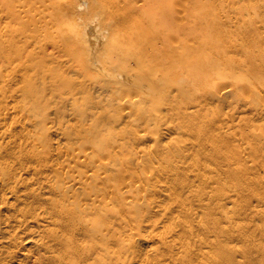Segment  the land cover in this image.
<instances>
[{"label": "bare ground", "instance_id": "bare-ground-1", "mask_svg": "<svg viewBox=\"0 0 264 264\" xmlns=\"http://www.w3.org/2000/svg\"><path fill=\"white\" fill-rule=\"evenodd\" d=\"M117 1L107 0L106 5L112 8ZM252 1L124 0L116 26L126 31L110 46V59L128 70L148 67L144 70L150 78L160 69L174 76L183 70L191 94L200 97L197 105L188 101L192 105L185 106L187 100L180 104L181 93L176 94L177 103L167 101L165 108L168 95L164 97L167 92L161 90L165 109L157 106L155 111L156 103L151 112L153 102L145 99L151 104L148 108L143 98L132 96V100L128 94L132 90L125 93L129 100L110 91V97L97 101L95 110L91 105L80 107L76 97L58 92L60 85L72 88L73 84L52 73L54 64L62 66L58 54L69 41H62L61 35L38 20L42 8L36 0H0V264H171L169 259L173 264H249L237 260L247 257L249 244L242 247L236 242L256 230L239 221L240 192L232 178L249 177H245L249 171L241 172L240 161L245 159L240 158L245 155L251 161L245 166L253 175L249 180L264 188V17L258 18L264 5ZM248 12L260 14L246 18ZM210 100L235 107L233 112L227 109L231 114L223 111L232 124L217 113L212 117L215 112L207 113L211 106L205 102ZM191 106L195 110L190 113ZM204 108L207 117L211 114L209 121L206 116L201 119ZM246 111L253 130L243 129L248 135L242 130L233 134L239 127L235 120H244L239 113ZM141 122L155 129L150 127L146 134L143 125L141 130L135 128L144 134L124 129ZM189 128L200 132L187 134L193 140L186 138ZM170 133L176 134L175 140L162 144ZM246 138L247 148L239 141ZM145 140L153 142L150 151L141 146ZM196 147L199 150L194 152ZM163 155L172 159L159 158ZM260 190L254 199L257 207L264 205V189ZM249 192L252 197L245 196L253 198L255 193ZM205 200L208 206L207 200L217 201L216 206L208 211L206 205L195 221L197 217L190 216L192 203ZM253 211L254 216L264 215L262 208ZM158 214L163 220L170 218L164 234L152 233L162 220H155ZM179 230L183 234L177 238ZM146 245L144 254L141 247Z\"/></svg>", "mask_w": 264, "mask_h": 264}, {"label": "rangeland", "instance_id": "rangeland-1", "mask_svg": "<svg viewBox=\"0 0 264 264\" xmlns=\"http://www.w3.org/2000/svg\"><path fill=\"white\" fill-rule=\"evenodd\" d=\"M106 1L107 0H51V1H48V0H45V2L43 3V2H41V1H38V0H36V3L38 4V6L40 7V8H42V12H41V15H40V17H39V21L42 23V24H45V25H48L50 28H52V32H53V34L55 33L56 34V36H58V35H61V40L62 41H69V43H70V47H69V43H68V46H66L67 48L66 49H62V50H60V52H59V54H58V56L60 57V60H62L61 61V63H62V66H55L56 64H54L53 66H54V70L52 71V73H53V75L54 76H56V78H60V79H69L70 81H72L73 82V84H72V88H69L67 85H65V86H63V85H60V87L62 86V88H60L59 87V91L58 92H63V93H67V95H69V96H73V97H76L77 98V103H78V105L80 106V107H83V108H89L90 107V105H91V107H90V109L92 108V106H94V108H93V110H95V106H96V103H98V102H100V101H104V100H106V96L107 95H109L110 93V91H114V92H118V94H117V96H116V94H114L115 95V97H118V96H121V97H123V99H126V100H129L130 98H128V96L129 95H131V99H132V96L134 97L135 96V100H140L141 98H143V102H145L147 105H148V108H150L149 106L151 105L150 103V105L148 104V101H145V99L146 100H149V102L151 101V102H153L152 104V106H151V109H150V111L152 110V108H153V112H155V111H157V109H158V107L157 106H159V108L161 109V107H162V101H160V100H164L165 101V98H166V102L167 101H172L171 103H177L176 102V99L175 98H177V95L178 94H180V95H178L179 97L180 96H182L180 99H179V97H178V99H179V101L178 102H180V104H182L183 102L182 101H184V99H185V103H186V105L185 106H190V105H192L193 104V102H196V104H193V106L194 105H197V102L200 100V97L199 96H197V97H195V95L194 94H191V89L189 88V84H190V82H189V79L187 78V76L186 75H184L183 74V70L182 71H180L179 73H178V76H174V75H171L170 74V72L169 71H167L166 70V72H163L165 69H160L159 71H157V74H155V77L154 76H152L151 78L148 76V74L149 73H147L148 72V70H144V69H147V68H144L143 70L141 69V71H139V69H136L137 67L136 66H134V68L133 69H131L130 70V68H129V70H128V68H125L126 67V65H124V66H121V65H123L121 62H119L118 63V61H116L115 59H110L111 58V56H113L111 53H113L111 50L112 49H110V46L112 47L115 43H116V41H119V40H121L122 39V36H123V34H124V32L126 31L125 29H123V28H120V27H117L116 26V21H117V17H118V15L123 11V3H124V0H118L117 1V3H116V5L114 6V7H112V8H108L107 7V5H106ZM250 1H252V0H250ZM255 1V0H254ZM254 1H252V2H254ZM263 0H258L257 2L259 3H262V5H264V2H262ZM261 5V4H260ZM263 7V9H264V6H262ZM219 10V9H218ZM221 10V9H220ZM260 11H262V10H260ZM259 11V12H260ZM221 12V11H220ZM61 13H63V15H62V17H61V19H58V17H57V15H60ZM258 13V12H257ZM256 13V14H257ZM261 13V12H260ZM259 13V14H260ZM248 14H249V12L247 13V14H245V16H246V18L248 17ZM253 13L252 12H250V16L252 15ZM255 13H254V15H256ZM259 14L258 15H256V16H259ZM261 14H263L262 16H261ZM260 14V17H258V18H261L262 17V19H263V17H264V10L262 11V13ZM254 15H252V16H254ZM249 18V17H248ZM251 18V17H250ZM254 18H256L255 16H254ZM96 21V22H95ZM91 22V23H90ZM93 22V23H92ZM90 24V25H89ZM93 24V25H92ZM98 24V25H97ZM59 32H61V34L59 33ZM28 36H30V35H28ZM31 37V36H30ZM57 40H58V38H57ZM99 41V42H98ZM72 42V43H71ZM79 42H81V43H79ZM76 44H77V46H76ZM74 45V46H73ZM72 46V47H71ZM50 49H51V47H50ZM76 49H78V51L76 52ZM110 49V50H109ZM81 52V54H80V52ZM73 54H74V56H73ZM76 54V55H75ZM80 54V55H79ZM110 60H112V63H113V65H112V63H111V61L109 62ZM64 61V62H63ZM109 63H108V62ZM149 62V63H148ZM150 60H148V61H146V63H145V65L146 66H148V65H150ZM115 63H118V64H116L115 65ZM52 65V64H51ZM79 66V67H78ZM86 66V67H85ZM79 68V71H80V73H79V71H77L78 69L77 68ZM83 67H85V69L86 70H83L84 68ZM121 67H122V70H121ZM128 67V66H127ZM77 70H76V69ZM119 68V69H118ZM124 68V69H123ZM71 69V70H70ZM135 69V70H134ZM118 70V71H117ZM137 70V71H136ZM69 71V72H68ZM76 71V72H75ZM88 71V72H87ZM120 71V72H119ZM145 71H147V72H145ZM67 72H68V74H67ZM83 72H85V73H83ZM116 72V73H115ZM118 72V73H117ZM142 72V73H141ZM163 72V73H162ZM61 73V74H60ZM82 73V74H81ZM109 73V74H108ZM144 73H146V76H145V74ZM85 74V75H84ZM166 74L168 75V77L166 76ZM138 75H140L139 76V79H138ZM61 76V77H60ZM143 76H145V77H143ZM183 76V77H182ZM82 77V78H81ZM154 77V78H153ZM73 78H74V80H73ZM145 78H148V79H145ZM164 78V79H163ZM166 78H168V79H166ZM144 79V80H143ZM153 79V80H152ZM166 79V80H165ZM49 80V79H48ZM47 80V81H48ZM92 80V81H91ZM141 80H142V82H141ZM146 80V82L144 83V81ZM148 80H150V81H152V82H148ZM169 81L168 83L169 84H167V82L166 81ZM76 81V82H75ZM82 83H81V82ZM84 81V82H83ZM154 81V82H153ZM174 82L173 84H174V86L172 87V82ZM178 81H180V83L178 82ZM188 81V82H187ZM100 82V83H99ZM117 82H119V83H117ZM137 82V83H136ZM148 82V83H147ZM79 83H81V84H79ZM94 83H96L97 85H98V87L100 86V88H99V90L98 89H96V88H98V87H96L95 86V84ZM99 83V84H98ZM140 83H141V85H140ZM142 83H144V84H142ZM163 84V86H164V84H166L165 86L166 87H163L162 86V84ZM171 83V84H170ZM88 84V85H87ZM115 84V85H114ZM135 84V85H134ZM150 84V87L148 86V85ZM153 86H152V85ZM154 84L155 85H158L157 87L155 86L154 87ZM175 84H177V85H175ZM80 85V86H79ZM108 85V86H107ZM117 85V86H116ZM122 85V86H121ZM140 85V86H139ZM168 85V86H167ZM170 85V86H169ZM180 85H181V87H180ZM50 85L48 84V87H49ZM141 86H143V88L141 87ZM186 86H188V87H186ZM134 87V88H133ZM146 87V88H145ZM153 87L155 88L154 90H152L153 89ZM161 87H163V89L161 88ZM174 88L175 87V89H172V88ZM43 87L42 86H38V89L40 90V91H42V92H44L45 91V87H44V89H42ZM88 88H91V89H89L88 90ZM118 88H120V89H118ZM121 88H123V89H121ZM128 88V89H127ZM130 88V89H129ZM151 88V89H150ZM166 88L168 89V90H166ZM169 88L171 89V91H173V93H172V95L175 93V96H173L172 97V95H171V91L169 90ZM187 89V91H185L186 89ZM93 89H95L96 91H94L93 92ZM104 89V90H103ZM158 89H159V91H160V93L158 92ZM165 89V90H164ZM178 89V90H177ZM185 89V90H184ZM65 90H66V92H65ZM82 90V91H81ZM91 90V91H90ZM130 90H132L131 91V93H128ZM135 90L136 91H138L139 93H135ZM149 90V91H148ZM163 92H167L165 95H164V97L166 96V95H168L169 96V98H168V96H166L165 98H163V96H162V91ZM175 90V91H174ZM179 90H181V91H179ZM184 90V91H183ZM48 91H49V89H48ZM90 91V92H89ZM126 91V92H125ZM134 91V92H133ZM168 91H170L169 93H170V95L168 94ZM182 91H183V93H182ZM189 91H190V94L193 96V99H191V97L192 96H189L190 94H189ZM94 93L93 95L91 94V93ZM158 92V93H157ZM188 93L187 94V96L185 95V93ZM99 93V94H98ZM107 93V94H106ZM125 93H128L129 95L128 96H126V94ZM156 93L158 94V95H156ZM139 94V95H138ZM159 94H161V95H159ZM164 94V93H163ZM177 94V95H176ZM66 95V94H65ZM138 95V96H137ZM154 95V96H153ZM185 95V96H184ZM161 96H162V98L163 99H161ZM92 97V98H91ZM102 97V98H101ZM107 97H110V96H107ZM114 97V98H115ZM130 97V96H129ZM141 97V98H140ZM152 97H153V99H152ZM175 97V98H174ZM189 97V98H188ZM83 98H84V100H83ZM104 98V99H103ZM138 98V99H137ZM168 98V99H167ZM172 98H174V99H172ZM188 98V99H187ZM198 100H197V99ZM151 99V100H150ZM171 99V100H170ZM195 99L197 100V101H195ZM87 104H85V103H83V101ZM100 100V101H99ZM133 100V99H132ZM154 100V101H153ZM182 100V101H181ZM79 101V102H78ZM94 101H96V102H94ZM98 101V102H97ZM140 101H142V99L140 100ZM164 101H163V104H164ZM190 101H192V102H190V103H192V104H190L189 102ZM89 102H93L92 104L91 103H89ZM118 102V101H117ZM117 102H116V104H117ZM155 102V103H154ZM161 103L160 105H158V103ZM165 102V104H164V107L166 108L167 107V105L168 104H170L169 102H167L166 103ZM76 103V104H77ZM82 103V104H81ZM157 103V105H156V109H155V111H154V107H155V104ZM204 103V102H203ZM207 105H206V107L208 106V104H209V106H211V107H209V108H207V113H211L212 115H213V112H215L214 113V115L212 116V117H216V113H217V115H219V117H223V116H226L225 115V112H228L229 114H231L230 113V111H232L233 112V110L235 109V107H233V105H231V106H229V105H227V103L226 104H220L219 102H217V100H210V101H208V103L207 102H205ZM215 103V104H214ZM84 104V105H83ZM188 104V105H187ZM229 104V103H228ZM106 105V107L107 108H109V104H105ZM184 105V104H183ZM213 105H216V106H214L213 107ZM55 106V105H54ZM164 107H162V108H164ZM216 107H218V109L216 108ZM220 107H222V108H220ZM227 107H229V108H227ZM232 107H233V109H232ZM164 108V109H165ZM193 108V109H192ZM211 108L214 110L215 109V111H212L211 110ZM223 108H225V109H223ZM231 108V109H230ZM67 109V108H66ZM159 109V110H160ZM191 109L194 111L195 110V107H190V109H188V111L191 113ZM210 109V110H209ZM223 109V110H222ZM230 110V111H228V110ZM92 110V111H93ZM116 110H120V109H117L116 108ZM162 110V109H161ZM203 110H206V108H204V109H202V111H201V119H203L202 117H205L206 116V112H204ZM209 110V111H208ZM225 110V112L223 113V111ZM227 110V111H226ZM236 110V109H235ZM152 112V111H151ZM188 112V113H189ZM203 112V113H202ZM246 113V114H245ZM211 114H209L208 116L210 117L211 116ZM237 114V113H236ZM240 114V115H239ZM238 115L239 116H244L245 117V119L244 120H242V121H240V118L241 117H239L237 120H235V122H234V124H235V127H238L237 128V130L238 131H236L237 133H235V132H233V134H238L241 130H242V133H244V134H246L249 130H253V127H252V125H251V123H250V121H249V119H247V115H248V111H246V112H243V114L242 113H239ZM204 115V116H203ZM91 117V115L89 114V116H88V118H90ZM207 117V116H206ZM205 117V119L206 120H208L209 121V117H207L206 118ZM74 117L72 116V119H73ZM205 119H203V120H205ZM221 120H223L224 122H226V124L228 123V124H232L231 122H230V119H228V118H226V117H223V118H220ZM225 119V120H224ZM211 120H212V118H211ZM210 120V121H211ZM227 120V121H226ZM177 121V122H176ZM174 122H175V125L176 124H179V120H174ZM230 122V123H229ZM238 122V123H237ZM145 122H141V124H135V125H132V124H127L126 126L127 127H129V126H131V128L129 127V128H124V129H132V131H134L135 133L137 132V131H139L138 133H143L144 134V132H145V134L146 133H150L149 131H151V130H149L148 131V129H151L150 127H152V126H150V124H148L149 126H146V123L144 124ZM242 123H244V125L242 124ZM174 124V123H173ZM240 124H242V125H240ZM140 125H143V127H142V131H144V132H140V128H141V126ZM145 125V126H144ZM257 125H259V127L257 126V128H259V130H261L260 129V127L262 126V124H261V122L259 123V121L257 122ZM261 125V126H260ZM234 126V125H233ZM251 126V127H250ZM124 127V126H123ZM123 127H121V128H123ZM135 127H139V129L138 128H135ZM144 127H147V128H145V130H144ZM149 127V128H148ZM154 127V126H153ZM152 127V128H153ZM165 127V126H164ZM244 127V128H243ZM134 128V129H133ZM249 128V129H248ZM120 129V128H119ZM135 129H137L136 131H135ZM153 129H155V128H153ZM245 131H247V132H244V130ZM190 130V131H189ZM192 130H194V129H188V131L187 132H189V133H186V136H184V134L182 135L183 136V138L184 137H186L187 138V140H193V132H195V134H200V132L198 131L197 132V130H194V131H192ZM259 130H258V132H259ZM163 131H164V129H163ZM191 131H192V133H191ZM155 132V131H154ZM75 133H77V132H75ZM75 133H73V140L74 141H77V138H76V134ZM248 133H250V131L248 132ZM248 133H247V135H248ZM173 133H170V135H167L164 139H162V144H164V143H166V142H169L170 141V139L171 138H174L175 136H176V134L175 135H172ZM187 134H190V135H192V136H190V135H187ZM148 136H149V134H147ZM54 139H55V136H52ZM190 137V138H189ZM75 138V139H74ZM177 138V137H176ZM182 137H181V139H183ZM186 138H184L183 140H185ZM174 140H175V138H174ZM234 140V139H233ZM235 141V144H236V142L238 143V146H242V144H243V146L245 147L246 146V148H247V144H248V138H246L245 140H241V139H239V141H244V142H242V144H241V142H239V141H236V139L234 140ZM247 141V142H246ZM148 143V144H147ZM153 142H149V141H143V143L141 144V146H142V148L144 147V149H146V150H148V151H150L151 150V148L150 147H152V144ZM240 143V144H239ZM152 144V145H151ZM175 144V143H174ZM190 144V143H189ZM148 145L150 146V147H148ZM173 144L171 143V145H170V147H173L172 146ZM242 146V147H243ZM198 147V146H197ZM195 148V151L194 152H197L198 150H199V148ZM150 149V150H149ZM198 149V150H197ZM212 149V148H211ZM210 149V150H211ZM239 149L240 150H243V149H245V148H241V147H239ZM158 150H161V148H158ZM157 150V151H158ZM171 150H172V148H171ZM194 150V149H193ZM197 150V151H196ZM212 152H213V149H212ZM245 156V155H244ZM243 156V158L241 159L240 158V160H243V159H245V160H243V161H240V162H242L241 164H244V167L241 169V172H243V173H247L246 171H249L250 172V170L248 169H246L245 168V166H247L248 164V162L249 163H251V161L248 159V158H246L247 156H245L244 157ZM159 158H164V159H167V160H170V159H172L171 158V156L170 155H163L162 157H159ZM246 159L247 160H249V161H247V162H244V161H246ZM204 161H205V159H203ZM246 163V164H245ZM207 164H209V165H212V162L210 163V161H209V163H207ZM243 170V171H242ZM249 172H248V174L247 175H245V177L246 176H249V177H247V180L249 181V183L250 184H246V182H247V180H245L246 178H244V176H242V175H244V174H242V175H237L236 177H238L239 179L237 180V178L236 179H234V178H232V181H233V183H234V187L235 188H237V191H239L240 192V194H237V197H239V201H238V203H237V205L238 204H240V205H238V206H236V208H238L239 210H240V213H241V215H240V217H239V221H241V223H246V224H249L250 223V225H251V228H254L255 230H256V233H255V235H254V232L252 231V233L250 232H248L249 233V236L247 235L246 237H245V239H242V241H241V238L240 239H237V242H236V245H239V246H246V245H248L249 244V246H250V250H249V253H248V255H247V257H237V260L239 261V259H243L244 260V263L248 260V263L249 264H259V262L261 263V264H264V254H262V252H261V249H263V243H264V218H263V216L261 217V216H254L250 211H251V209H252V212H254L253 211V209H256V208H258V209H261L262 208V213L264 214V211H263V209H264V205H262L261 207H257V203H256V201L254 200V199H256V197L255 196H257V194H256V191L258 190V187L259 186H255V185H252L253 183L249 180V178L251 177V176H253L252 175V173H251V176H250V174H249ZM263 171H261L260 173L261 174H263L262 173ZM223 175H225V173L223 174ZM261 176H263V175H261ZM243 177V178H242ZM237 180V181H234V180ZM242 179H244V181L242 180ZM251 179V178H250ZM240 180H242L241 182H240ZM223 181H227L226 179H224ZM228 181H231V179L229 178L228 179ZM227 181V183H230V182H228ZM231 181V182H232ZM246 181V182H245ZM237 182L239 183V184H237ZM242 182H244V183H242ZM196 184H198L199 183V181H196L195 182ZM233 183H232V185H233ZM231 184V183H230ZM235 184L237 185V186H235ZM247 186H246V185ZM242 186V188H241V186ZM245 186H246V189H244L243 190V187L245 188ZM250 186H251V188H250ZM253 186H255V187H253ZM260 187H262L261 185H260ZM260 187H259V190H260ZM209 188V187H208ZM206 188V190L208 191V190H211V188ZM238 188H240L239 190H238ZM257 188V189H256ZM250 190V192L252 191L253 193H255V194H253L252 192V194L254 195L253 196V198H250V199H252L253 200V204H252V200L250 201V199L248 198V197H252V196H250V194H248V192H249V190ZM254 189H256V191L254 192L253 190ZM264 188H261V190L260 191H262ZM205 190V191H206ZM240 190H242L243 191V193L245 194V195H248V197L247 196H245V195H243L242 194V192L240 191ZM258 190V191H259ZM258 191H257V193H258ZM246 192V193H245ZM249 192V193H250ZM251 194V195H252ZM238 195H240V196H242V197H240V196H238ZM258 195H260V194H258ZM243 197L245 198V200L243 199ZM255 197V198H254ZM242 200H241V199ZM247 199V200H246ZM257 199H258V197H257ZM256 199V200H257ZM254 201H255V203H254ZM214 202V201H213ZM212 202V203H213ZM217 202V201H216ZM216 202H214V204H211V202H209L208 200H207V203H209V206H208V204H206L205 205V203H206V200L205 201H202V203L201 204H199L198 202H194L193 201V203H192V206H193V208H194V214L192 213V215H190L191 216V218H193V217H197V218H195V221L200 217V215H201V213L203 212V211H205V210H207V208H208V211L210 210L209 209V207L211 208V210H212V208H214V206H216ZM251 202V203H250ZM196 203H198L199 205H196ZM203 204V205H202ZM251 204H252V207L253 208H251ZM255 204H256V206H255ZM202 205V206H201ZM212 207H211V206ZM233 205V204H232ZM254 205V206H253ZM198 206H199V208H198ZM207 208H206V207ZM227 206H231V205H227ZM201 207V208H200ZM250 207V208H249ZM255 207V208H254ZM202 208L204 209V210H202ZM206 208V209H205ZM198 211H197V210ZM200 211H201V213H200ZM196 212V213H195ZM212 212V211H211ZM215 213V212H214ZM176 214H177V212H176ZM191 214V213H190ZM217 214H219V213H217ZM217 214H214V216L215 215H217ZM199 216V217H198ZM216 217H221L222 218V216H221V214H219V215H217ZM158 219H162V216H159V214H158V217H156V219L155 220H158ZM168 219V220H167ZM261 219H263V220H261ZM166 222H165V221ZM162 219V220H160V226L157 228V229H155L156 231H153L152 233H158V234H164L165 233V231H164V229H166V228H164V227H166V225H164L165 223H167V225H169L170 223L168 222L169 220H170V218H166V219ZM199 220V219H198ZM159 221V220H158ZM163 221V222H162ZM208 222V221H207ZM210 222V221H209ZM208 224H210V223H208ZM255 225V226H254ZM260 226H262V227H260ZM263 228V229H262ZM160 229V230H159ZM258 229H260L259 231H258ZM159 230V232H157ZM262 230V231H261ZM161 231V232H160ZM181 232H182V230H181ZM144 233H146V231H144ZM150 233V232H149ZM178 233H180V230L178 231ZM181 234H183V232L182 233H180V234H178V237L177 238H179V235H181ZM260 234H262V235H260ZM254 236H256V239H258V241L255 239V240H253V237ZM196 237V236H195ZM194 237V238H195ZM252 239H251V238ZM255 238V237H254ZM250 239V240H249ZM236 241V240H235ZM245 241V243L243 244V242ZM260 241H262V245H261V242ZM250 242V243H249ZM254 242L257 244L256 246H255V244H254ZM260 242V243H259ZM252 243V244H251ZM234 244H235V242H234ZM254 245V246H253ZM261 245V246H260ZM253 246V247H252ZM258 246V247H257ZM144 247H146V248H144ZM142 246L140 249L142 250V253H144L145 254V251L147 250V248H148V246L146 245V246ZM256 247V248H255ZM252 248V249H251ZM258 248V249H257ZM260 248V249H259ZM146 249V250H145ZM259 251V252H258ZM263 251V253H264V249L262 250ZM143 254V255H144ZM239 258V259H238ZM259 259V260H258ZM259 261V262H258ZM263 261V262H262ZM168 262H170L171 264H173L172 263V261L169 259L168 260ZM239 264H242V263H240L239 262Z\"/></svg>", "mask_w": 264, "mask_h": 264}]
</instances>
